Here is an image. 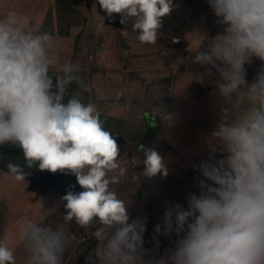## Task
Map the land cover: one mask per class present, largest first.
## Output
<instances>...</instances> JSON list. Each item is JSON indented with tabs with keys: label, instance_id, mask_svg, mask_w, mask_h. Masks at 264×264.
Masks as SVG:
<instances>
[{
	"label": "clouds",
	"instance_id": "clouds-1",
	"mask_svg": "<svg viewBox=\"0 0 264 264\" xmlns=\"http://www.w3.org/2000/svg\"><path fill=\"white\" fill-rule=\"evenodd\" d=\"M96 2L109 18L120 14L121 24L134 18L133 31L145 45L156 44L162 18L176 7L173 0ZM206 2L223 31L206 48L199 44L192 63L213 78L223 104L204 140L207 158L196 166L198 192L188 193L186 206L166 202L154 227L157 248L160 235L177 237L160 256L144 248L147 217H130L118 186L125 178L166 177L165 158L145 147L143 171L130 174L97 106L84 103L79 91L65 101L71 85L86 86L76 65L60 63L53 34L28 18H0V148H20L24 161L9 162L8 172L24 182L26 169L59 171L83 189L69 186L55 227L31 219L20 225L25 264H64L72 243L65 225L73 222L96 241L86 264H264V64L251 83L244 67L253 57L264 62V0ZM0 264H16L3 240Z\"/></svg>",
	"mask_w": 264,
	"mask_h": 264
},
{
	"label": "rangeland",
	"instance_id": "rangeland-1",
	"mask_svg": "<svg viewBox=\"0 0 264 264\" xmlns=\"http://www.w3.org/2000/svg\"><path fill=\"white\" fill-rule=\"evenodd\" d=\"M51 1L0 0V18L7 15L28 18L32 26L40 29ZM175 5L174 17L169 22L171 26H162L156 44L145 45L139 41L131 44V52L145 53L144 58L140 59H134L128 53L124 57L117 45L114 30L111 26L102 24L99 19L95 24L96 30L87 29L88 26L82 27L84 30L80 38L76 35L82 28L71 31L67 37L53 35L60 63L71 62L77 68L95 69L93 78L99 95L93 104L99 111L143 121L146 118L144 110L149 108L156 112L160 110L154 109L148 103L147 82L152 79H155L154 83L160 79L171 82L169 90L172 99L167 106L168 112L157 115V125L161 127L164 124V131L161 127L159 136L162 135L161 142L166 144L165 147H154L165 158L168 175L166 177L157 175L153 178L141 176L136 183L128 182L125 178V182L118 186V191L122 193L121 198L129 204L130 217H147L144 248L148 249L152 256L163 255L177 239L174 234L170 237L160 235L157 248L152 239L155 236L154 227L162 223L166 202L186 206L188 193L198 192L195 187V180L199 177L196 166L207 158L204 140L217 125L219 110L223 104L213 78L204 76L205 69L192 63L199 44L202 41L208 43V40L213 38L207 32L218 34L220 25L216 23V17L206 0H178ZM78 8L90 19L99 18L96 0H83L78 3ZM183 23L187 27L182 26ZM194 25L198 27L199 32L190 29V26ZM222 31L223 26L220 32ZM94 40L96 46L92 45ZM78 49L80 50L77 53ZM122 63L141 71L142 75H145L143 79H146V85H140V80L126 72L114 70L115 67H122ZM262 64L264 62L256 57L252 58L251 63L245 64L247 82L251 83L254 80ZM195 82L206 91L194 93ZM116 83L120 85L119 88L113 87ZM165 115H171L172 119L166 121L163 118ZM150 116L154 119L155 115ZM118 146L123 157L120 161L121 166L127 168L130 174L141 173L144 154L131 150L122 143H118ZM41 172L37 168L32 174L31 182L30 180L17 182L12 176L0 172V240L13 250L16 264H25L26 261V251L18 239L20 225L31 219L55 227V224L62 222L65 214L66 202L61 200L64 194L55 191L42 194L39 190L31 189L32 183L38 184ZM65 227L72 238V243L84 242L89 234V230L86 229V234L83 235L84 231H79L75 224L74 229L69 224ZM78 251L81 252L80 248ZM67 264H86V261L74 260Z\"/></svg>",
	"mask_w": 264,
	"mask_h": 264
},
{
	"label": "trees",
	"instance_id": "trees-1",
	"mask_svg": "<svg viewBox=\"0 0 264 264\" xmlns=\"http://www.w3.org/2000/svg\"><path fill=\"white\" fill-rule=\"evenodd\" d=\"M81 1L83 0H52L45 13L44 19L40 26V30L48 31L53 35L67 37L69 36L71 31L73 32L74 30H78L84 26H88L87 29L95 28L96 30L95 24L98 23L97 19H99L102 24L109 25L114 30L117 45L120 47L119 48L121 51L120 53L124 57H126V54L128 53L134 59L144 58L145 55L144 52H137L133 50H132L133 52L130 51L131 44L134 41H139L137 39V33L133 31L132 28L134 18H127L126 23L121 24L120 14L114 13L113 18H109L107 17L106 13L102 9H100L99 4L97 3V12L99 18L94 17L90 19L86 13H84L82 10L78 8V3ZM177 1L178 0L173 1L174 4H176ZM173 17H174V13L172 11V13L169 16L162 18L163 19L162 26L163 27L171 26L169 22L170 19H172ZM185 25H186L185 23L182 24V26ZM221 26L222 25H220V29L218 32L221 31ZM190 29L195 32H199L198 27H196L195 25L190 26ZM82 30H84V28L80 29L77 32L76 36L78 38L82 36ZM175 30L177 29L175 28ZM207 34L213 37L217 35L216 33L215 35H213L212 32H207ZM204 43L205 42H203V45ZM92 45L96 46L95 40L92 42ZM205 45H207V43H205ZM79 50L80 49L76 50L77 53L79 52ZM78 70H79L78 75L83 79L84 84L86 86V90L80 89L76 84L71 85L68 94L65 96V101H67V99L70 97V95L73 92L79 91L81 93V99L84 103H94L95 101L98 100V95H99L98 89L94 83V78H93L96 71L95 69H88V68H78ZM114 70L121 73L126 72L130 76L132 75L133 77H135V79L140 80L141 81L140 85H146L145 82L146 79L145 80L143 79L145 75L143 76L142 75L143 73H141V71L131 68L130 66H128L127 63H122V67H115ZM154 80L155 79H152L149 82H147L149 83V85H152L151 87L149 85L146 86V88L148 87L147 99H148V103L151 106H153L154 109L155 108L160 109L159 112H156L152 108H149L148 110H144L146 116L145 120L136 121L128 118L125 115L100 111L101 119L104 120V127L110 132H113L117 140V144L122 143L125 146H129L131 150H137L141 154H144L143 148L145 147H150V148H154L157 146L165 147V145L161 144L162 135L159 136V130H161V127L162 130L164 131V124L161 125V127L157 125V121H158L157 115L158 113L161 114L168 112L167 106L171 103L170 100L172 99V98L170 99L171 90H169V85L171 82L169 83L168 80L166 79L165 81H160V83L156 85V83H154ZM165 85H167V87H164ZM113 87L119 88L120 85L116 83L113 84ZM121 97L124 99L123 96ZM153 112L155 113L154 119H152V117L150 116V114ZM0 156H2V158H0L1 173L10 175L7 169V164L9 162L17 163V164L24 163L22 150L18 147L4 146L0 148ZM36 169H37L36 167L32 169H26V171H29L31 173L27 177L26 181L30 180L31 182L32 174ZM69 186H73L71 190L76 192H80L83 190L76 183V178L74 175L71 174L66 175L59 171L56 173H51L45 170L41 172V176L38 184L32 183L31 189L39 190V192L42 194H47L51 191H55L65 195L67 190H69ZM74 224H75L74 222L69 224L72 226V229L75 228L73 227ZM78 230L84 231L83 235L86 234L85 232L86 229L79 228ZM88 233L89 234L87 235V238L85 239L84 242L80 241L78 243L77 242L71 243L68 251L65 254L64 264H67V262H72L74 260L86 261V258L96 247V241L91 237L90 230ZM78 248H80L81 252L78 251Z\"/></svg>",
	"mask_w": 264,
	"mask_h": 264
},
{
	"label": "water",
	"instance_id": "water-1",
	"mask_svg": "<svg viewBox=\"0 0 264 264\" xmlns=\"http://www.w3.org/2000/svg\"><path fill=\"white\" fill-rule=\"evenodd\" d=\"M158 83H159V81L157 80L156 81V85H158ZM193 88H194V90H193L194 93H199V92H203L204 93L206 91V89H204V88H202V87L199 86L198 82H195ZM121 101H122V103H124L123 102V99H121ZM152 114L155 115V113H151L150 115H152ZM161 144L162 145H165L166 143L162 142ZM166 146L168 147V145H166Z\"/></svg>",
	"mask_w": 264,
	"mask_h": 264
},
{
	"label": "crops",
	"instance_id": "crops-1",
	"mask_svg": "<svg viewBox=\"0 0 264 264\" xmlns=\"http://www.w3.org/2000/svg\"><path fill=\"white\" fill-rule=\"evenodd\" d=\"M185 69V68H184ZM159 81V83H160V81H162L161 79L160 80H158ZM168 147H170V146H168ZM42 221V220H41Z\"/></svg>",
	"mask_w": 264,
	"mask_h": 264
}]
</instances>
